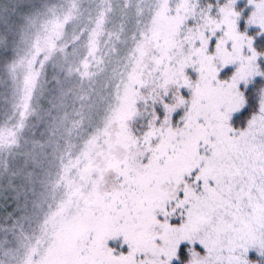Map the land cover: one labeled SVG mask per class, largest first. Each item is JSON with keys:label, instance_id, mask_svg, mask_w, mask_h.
Here are the masks:
<instances>
[{"label": "snow or ice", "instance_id": "obj_1", "mask_svg": "<svg viewBox=\"0 0 264 264\" xmlns=\"http://www.w3.org/2000/svg\"><path fill=\"white\" fill-rule=\"evenodd\" d=\"M38 7L0 3V74H14ZM85 14L60 53L78 118L24 138L40 54L11 114L0 105V264H264V0H70L45 31L59 41ZM129 19L121 71L95 104L104 49ZM65 127L80 130L74 144Z\"/></svg>", "mask_w": 264, "mask_h": 264}, {"label": "rangeland", "instance_id": "obj_2", "mask_svg": "<svg viewBox=\"0 0 264 264\" xmlns=\"http://www.w3.org/2000/svg\"><path fill=\"white\" fill-rule=\"evenodd\" d=\"M5 0H0V3ZM12 2V0H8ZM122 0H113L114 4L121 3ZM70 0H39V7L33 12L29 13L25 18L22 27L17 31L16 42L14 45L15 55L13 61L16 63L14 74L7 75L0 74V105L8 108L11 114V104L16 102V99L21 93L24 78L28 75L30 62L41 55L44 61V70L40 77V88L37 96L40 99L34 98L32 107L34 109L29 126L24 132V138L31 143L35 137L32 136L33 126L39 124L43 120L55 121V124H60L65 121L76 119L75 106L78 105V95L80 91L79 81L69 89L66 83L68 79V64L65 62L63 56L60 54L63 45L67 41H71L75 33H79L80 29L86 22V14L84 17L73 20L63 30L61 39L57 41L54 34L45 31V22L55 14L62 16L68 8ZM121 20L119 17L109 22L107 27L113 33L120 32ZM127 31L121 34V43H116V51L112 50V45L105 47V70L101 75L95 78L92 87V92L95 104L100 102L101 96L111 90L112 84L115 82L114 77L121 71L124 63V50L127 47L123 43L131 35L134 27V21L129 19L125 21ZM3 37L0 36V44H2ZM76 50L83 54L85 51L84 40L77 41L74 45ZM54 90V91H53ZM6 97V100H5ZM48 100V104L43 103L44 99ZM92 103V102H90ZM93 104V108L95 107ZM15 120H10L7 124H14ZM5 126L4 117L0 116V127ZM55 126L49 124V127ZM80 130L68 127L64 128V140L68 144H74L77 140ZM5 156L0 154V164H2ZM28 169H24L23 175L27 178Z\"/></svg>", "mask_w": 264, "mask_h": 264}]
</instances>
